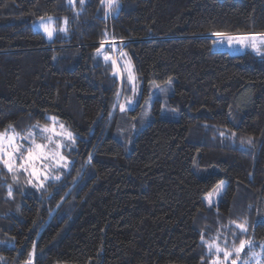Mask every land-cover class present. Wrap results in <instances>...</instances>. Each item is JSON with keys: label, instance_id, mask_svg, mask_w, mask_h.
<instances>
[{"label": "trees", "instance_id": "1", "mask_svg": "<svg viewBox=\"0 0 264 264\" xmlns=\"http://www.w3.org/2000/svg\"><path fill=\"white\" fill-rule=\"evenodd\" d=\"M49 17L67 30L46 40ZM217 32L264 33V0H0V133L55 117L75 139L59 179L0 162V264H209L205 242L241 240L264 264V56L213 50ZM121 52L144 92L170 82L176 120L158 100L119 117Z\"/></svg>", "mask_w": 264, "mask_h": 264}, {"label": "rangeland", "instance_id": "2", "mask_svg": "<svg viewBox=\"0 0 264 264\" xmlns=\"http://www.w3.org/2000/svg\"><path fill=\"white\" fill-rule=\"evenodd\" d=\"M49 18H51V17H49ZM49 18L37 20L31 25L32 30L40 32L46 40H51L54 37V35L56 34V32H64V31H60V29L65 28V20L61 19V21H56L55 19L51 18V22H52L51 26L55 29V31H54L53 37L51 39H49L47 37V35L44 33V31L39 27V25L42 22H48ZM228 35H242V34H228ZM211 36H212V38H211L212 49L215 51H224V52H227L229 54H240V53L244 52L245 50H251L250 48L241 47L240 45H236V44L229 46L227 40H225L223 43H221V42H219L220 41L219 37H217L215 35H211ZM112 56H113V54H112ZM115 63H116L117 72H118L119 76L122 77L123 82L125 84V90L123 92L120 103L118 105L119 117H123L124 115H128L129 111H132V112L137 111L135 113V115L132 116V118L138 119L139 120L138 122L142 125L146 124L147 122H149L153 118L152 108L154 105V100H158L159 101V103H158L159 104L158 117L161 119H170V120H176L177 119V113L172 111L171 109H169L167 107V97L170 95V92H171L170 82H167L164 86H160V87L150 84L146 88V91L144 92L142 90V85L140 84V82H137L135 79L131 63H130L129 59L127 58V56L121 52L117 56V60ZM129 73H131V75H132L131 80L129 79ZM121 106H123V110H122ZM59 124L60 123H56V125H55L56 131L62 132L63 130L59 128ZM52 126H53V123H51L47 127L51 128ZM41 127L42 126L37 127V125L30 127L24 133L23 136H20V137L16 136L14 143L16 145L23 143V142H21V141H23L22 137L26 136L30 131L36 134L35 139H36L37 143H48L43 137L48 136V135H52V133L51 132L41 133V131H40ZM8 135H12V134L9 133ZM53 140L59 141L63 145V147L57 149L55 142H53V143L48 144V148L46 149V151L50 150L53 153L57 152V151L60 152V154L66 158L67 166H68L69 160H68L66 154H68L70 149H72L73 142L71 140L66 139L64 136H54ZM3 143H4L5 149L9 153H11L12 148L8 145L6 139ZM23 144L27 145L28 141H25ZM2 155L3 154L0 153V156H2ZM4 158H7V157H4ZM58 159H59V157H55V160H58ZM19 163H20V161L17 159L15 161V164L17 166L15 168H19L18 167ZM46 163H47L48 167L40 169L36 175L32 174L31 169H29L27 171V173L29 174V179L31 180L32 183H35L38 185L42 181L51 179L54 176H56L57 173L59 172L57 170H62L65 168V167H61V166L56 165L54 160L46 161ZM60 163L63 164L64 161H61ZM25 173H26V171H25ZM221 182H223V184H221ZM224 187H225V181L224 180L217 182V184L211 189V191H209L208 193L203 195L202 201H203L204 205L206 207L215 206L219 202V200L222 196ZM205 245L206 246L213 245L212 251H214V252H213V256H212L209 264H232V259L234 257L236 258V253L234 251V249L236 247L228 248L229 246L226 245V241H223L221 243L216 242V241H212V243L211 242H208V243L205 242ZM262 246H264V244H261V246H260L261 249H262ZM217 247L222 249V251L217 253ZM224 251H228L231 253V255L229 256V258L227 260L224 259ZM242 254H243V252L240 254V259L237 260V264H244L243 261H241V255ZM256 256H257V254H256ZM256 256L251 255V260L253 261V263H251V264H257V261H256V263H254ZM22 264H31V263L26 261ZM63 264H65V263H63ZM259 264H261V263H259Z\"/></svg>", "mask_w": 264, "mask_h": 264}, {"label": "snow or ice", "instance_id": "3", "mask_svg": "<svg viewBox=\"0 0 264 264\" xmlns=\"http://www.w3.org/2000/svg\"><path fill=\"white\" fill-rule=\"evenodd\" d=\"M83 2L84 0H80L81 4ZM101 4L105 7L106 14L119 8V0H101ZM51 23V18H49L48 22H42L39 25V27L44 31L49 39L53 37L55 31V29L51 26ZM66 24L67 21L65 20V25ZM66 30V27L60 29V31ZM213 35L219 37V42L221 43L227 40L229 46H232L233 44L240 45L241 47L250 48L258 56H264V33L228 35L226 33L217 32L213 33ZM104 59L108 60L109 57L105 56ZM113 64H115V61H113ZM129 79H132L131 73H129ZM121 108L123 110V106H121ZM49 119L53 121V126L51 128L47 126L40 128L41 133H52V135L43 137L48 143H37L35 139L36 134L30 131L26 136L22 137L23 140L28 141V144L25 145L21 143L19 145H16L14 141L16 136L19 135L18 133H13L12 135H8L7 131H5L4 133H0V153L3 154L2 156H0V162L4 164L9 172H12L13 168L17 166L15 164V161L17 159L20 161L18 167L26 172L31 169L33 175H36L40 169L48 167L46 161L49 160H54V162L58 166L65 168L67 167L66 158L61 155L60 152L57 151L53 153L50 150L46 151V149L48 148V144L53 142H55L57 149L63 147V145L59 141L53 140L54 136H64L66 139L71 140L73 143H75L73 133L68 131L63 124H59V128L63 131L57 132L55 127L57 123L56 118L50 117ZM37 127H39V125H37ZM221 135H223V133H221ZM5 139L7 140L8 145L12 148L11 153H9L4 147L3 142L5 141ZM55 157H59V159L55 160ZM61 161H64V163L61 164ZM59 178V176L55 177V179ZM221 184H223V182H221ZM11 195L12 192L11 189H9V196ZM237 227L240 228L241 232L247 231V228L244 226V224H237ZM212 246L213 245H209V248H211ZM246 247L251 251L253 247L251 241L241 240L239 246L234 249L236 258L232 260V264H237V260L240 259V254L245 250ZM220 251H222V249L217 247V253H219ZM262 252H264V246H262ZM230 255V252L224 251L225 260H227ZM252 255L255 256L256 254L252 252ZM244 264H248V262L244 261ZM257 264H259V261H257Z\"/></svg>", "mask_w": 264, "mask_h": 264}, {"label": "built area", "instance_id": "4", "mask_svg": "<svg viewBox=\"0 0 264 264\" xmlns=\"http://www.w3.org/2000/svg\"><path fill=\"white\" fill-rule=\"evenodd\" d=\"M106 43H108L111 46V51H112L111 54H113V57H115V55L118 53V51L120 50V48L123 45L122 41H115L113 39H110Z\"/></svg>", "mask_w": 264, "mask_h": 264}]
</instances>
